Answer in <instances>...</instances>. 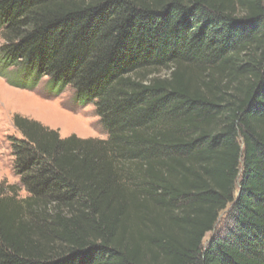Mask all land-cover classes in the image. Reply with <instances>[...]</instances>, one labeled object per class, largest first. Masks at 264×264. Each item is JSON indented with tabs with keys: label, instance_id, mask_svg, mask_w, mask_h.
<instances>
[{
	"label": "trees",
	"instance_id": "16d2710c",
	"mask_svg": "<svg viewBox=\"0 0 264 264\" xmlns=\"http://www.w3.org/2000/svg\"><path fill=\"white\" fill-rule=\"evenodd\" d=\"M0 38L107 134L13 115L0 264H264V0H0Z\"/></svg>",
	"mask_w": 264,
	"mask_h": 264
},
{
	"label": "rangeland",
	"instance_id": "374dc122",
	"mask_svg": "<svg viewBox=\"0 0 264 264\" xmlns=\"http://www.w3.org/2000/svg\"><path fill=\"white\" fill-rule=\"evenodd\" d=\"M2 39L0 38V45ZM34 113L29 112L30 109ZM15 113L33 118L42 124L53 128L61 134L68 136L75 134L81 138H101L107 134L100 123L93 105H80L74 101L69 88L60 93H51L40 82L35 90H26L10 86L0 76V179L10 184L20 185L19 177L13 170V155L10 138L20 137L19 132L12 124ZM42 113H45L42 115ZM22 187V186H21ZM22 187L19 191L21 197L26 196ZM225 212L220 214L218 229L223 225ZM211 233L205 237L206 244Z\"/></svg>",
	"mask_w": 264,
	"mask_h": 264
},
{
	"label": "bare ground",
	"instance_id": "6f19581e",
	"mask_svg": "<svg viewBox=\"0 0 264 264\" xmlns=\"http://www.w3.org/2000/svg\"><path fill=\"white\" fill-rule=\"evenodd\" d=\"M30 109V108H29ZM29 112H31V113H34L35 111L34 110H32V109H30V110H28ZM45 113H42V115H44Z\"/></svg>",
	"mask_w": 264,
	"mask_h": 264
}]
</instances>
